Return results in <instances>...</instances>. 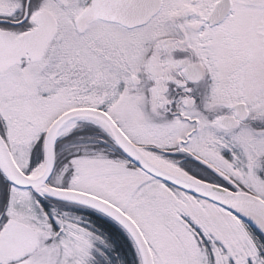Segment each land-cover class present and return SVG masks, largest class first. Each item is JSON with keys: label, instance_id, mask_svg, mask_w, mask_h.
I'll return each instance as SVG.
<instances>
[{"label": "snow or ice", "instance_id": "obj_1", "mask_svg": "<svg viewBox=\"0 0 264 264\" xmlns=\"http://www.w3.org/2000/svg\"><path fill=\"white\" fill-rule=\"evenodd\" d=\"M0 264H264V0H0Z\"/></svg>", "mask_w": 264, "mask_h": 264}]
</instances>
